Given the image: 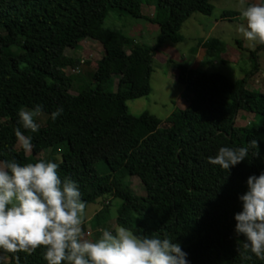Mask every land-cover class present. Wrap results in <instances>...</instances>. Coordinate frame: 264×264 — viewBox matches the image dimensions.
I'll use <instances>...</instances> for the list:
<instances>
[{
  "label": "trees",
  "instance_id": "trees-1",
  "mask_svg": "<svg viewBox=\"0 0 264 264\" xmlns=\"http://www.w3.org/2000/svg\"><path fill=\"white\" fill-rule=\"evenodd\" d=\"M142 0H0V160L21 165L49 148L48 161L57 163L62 181L77 183L82 200L92 203L103 195L120 199L118 226L137 235L169 238L188 253L189 264H264L254 254L241 260L243 236L235 233L234 216L242 211L240 195L247 192L250 175L264 172V92L248 89L253 67L235 81L217 72L181 67L176 81L190 94L184 108L173 109L160 127V119L142 112L132 115L125 102L147 95L152 56L168 39L181 40L179 29L192 13L210 14V0H155L156 42L147 46L103 26L109 9L134 17ZM238 13L223 12L221 18ZM89 38L103 50L95 61L94 87L77 93L67 67L79 62L65 56ZM219 41L201 42L206 55H214ZM111 75H118L115 91L106 90ZM42 106L44 124L32 133L19 124L20 109ZM62 107L55 120L51 113ZM255 114L257 124H235L238 112ZM32 136L33 151L15 147V129ZM259 141V156L249 157L230 171L208 163L220 147L247 146ZM60 145V160L53 158ZM108 169L100 174L96 163ZM136 176L144 195L133 193L128 177ZM104 211L100 210L96 215ZM43 248L32 255L19 253L20 264H47ZM7 264H15L7 254ZM27 257V258H25Z\"/></svg>",
  "mask_w": 264,
  "mask_h": 264
},
{
  "label": "clouds",
  "instance_id": "clouds-1",
  "mask_svg": "<svg viewBox=\"0 0 264 264\" xmlns=\"http://www.w3.org/2000/svg\"><path fill=\"white\" fill-rule=\"evenodd\" d=\"M241 19L246 22L236 31L243 38L264 45V3L246 4L238 0ZM42 106L34 110L20 109L19 124L36 133V122ZM63 113L59 107L51 113L55 120ZM19 147L24 153L33 151L32 136L15 129ZM259 141L252 139L247 146L220 147L208 163L219 165L228 172L249 157L259 156ZM57 163L39 160L19 164L15 160H0V264H7L9 256L20 264L19 253L32 255L43 248L47 264H189L188 253L169 238L137 235L130 228L117 226L103 230L95 241L85 237L87 204L76 182L58 174ZM247 192L238 199L242 211L235 214V233L243 236L241 260H250L249 253L264 260V172L247 179ZM27 258V257H25Z\"/></svg>",
  "mask_w": 264,
  "mask_h": 264
},
{
  "label": "rangeland",
  "instance_id": "rangeland-1",
  "mask_svg": "<svg viewBox=\"0 0 264 264\" xmlns=\"http://www.w3.org/2000/svg\"><path fill=\"white\" fill-rule=\"evenodd\" d=\"M155 0H142L140 12L144 16L134 17L126 13H120L116 9H109L103 26L106 29L119 31L132 38L135 42L147 46H153L159 32L157 23L151 18L154 17ZM238 0H210L212 10L210 14L192 13L186 18L179 29L181 40L171 42L164 40L154 51L151 62V72L149 76L150 91L147 95L127 100L125 102L127 112L138 115L142 112L160 119V127L165 125V117L175 108H184L190 94L186 92L181 84L176 81L181 67L198 69L204 72H217L225 75L230 80L235 81L243 77L254 65L253 57L249 51L255 50L260 44L251 46V42L246 41L241 34L236 31L240 24L246 22L241 19L240 10L237 8ZM264 3V0H246V4ZM234 11L238 14L230 18H221L223 12ZM217 38L219 41L218 50L214 55H206L201 42L208 38ZM103 54L100 44L89 38H84L79 42L78 47L64 50L65 56H73L82 63L70 66L66 69V74L71 75L73 80L69 92L75 94L85 87H94L92 73L95 61ZM256 70L248 78L246 87L264 92V48L255 52ZM78 70L75 71V70ZM118 75H111L110 82L106 85V90L115 91ZM36 122L40 127L44 124V116L36 117ZM259 119L253 113L240 111L237 114L235 124H257ZM264 141V135H260ZM19 147L18 142L15 146ZM66 146L60 145L58 153L53 155L56 161L60 160V152L65 151ZM30 155V154H27ZM51 155L49 148L44 149L34 155V158L48 161ZM96 169L100 174L108 172L102 161L96 163ZM130 188L137 195H144V188L136 176L127 178ZM120 199L110 195H103L92 203H86L87 218L83 225L85 237L93 241L97 240L103 230L113 231L118 226L115 222L117 208ZM98 215L97 224L95 215Z\"/></svg>",
  "mask_w": 264,
  "mask_h": 264
},
{
  "label": "built area",
  "instance_id": "built-area-1",
  "mask_svg": "<svg viewBox=\"0 0 264 264\" xmlns=\"http://www.w3.org/2000/svg\"><path fill=\"white\" fill-rule=\"evenodd\" d=\"M79 62H80V63H82V62H83V60H80ZM75 71H77V72H78V70H77V69H76Z\"/></svg>",
  "mask_w": 264,
  "mask_h": 264
}]
</instances>
